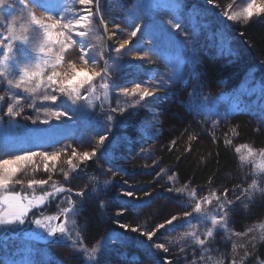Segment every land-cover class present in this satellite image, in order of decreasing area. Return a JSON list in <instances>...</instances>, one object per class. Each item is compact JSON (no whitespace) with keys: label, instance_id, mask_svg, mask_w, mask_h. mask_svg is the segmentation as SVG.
Wrapping results in <instances>:
<instances>
[{"label":"rangeland","instance_id":"1","mask_svg":"<svg viewBox=\"0 0 264 264\" xmlns=\"http://www.w3.org/2000/svg\"><path fill=\"white\" fill-rule=\"evenodd\" d=\"M62 2L65 7L71 8L74 11H79L81 15L85 14V6L75 3V0H62ZM246 2L247 0H237L235 7H229L230 5H233V0H222V2L217 3L219 4V7L217 8L214 5L207 4L206 0H100L101 14L100 16L94 17L93 21L95 30L85 39L84 42L93 45L96 53L105 52L111 53V55L114 56L115 48L119 45L111 44L107 37L109 32L108 28L110 27L109 24L114 26L120 24L122 28H125L127 27L132 14H150L152 19L147 20V22L152 25L150 33L148 35H145L143 32L138 33V37L133 38V40L130 41L129 46H126L131 47L132 51L127 52L124 59L128 61L134 60V57L137 54V45L140 46L141 51H151L153 44H157L160 46L159 54L152 55L150 62L143 63V66L140 68L134 66L125 67L123 71L128 70L130 72L123 73L122 71L119 74V80L117 81L121 87H132L135 82H140L144 86H147L145 82L151 77H154L152 81L153 83L161 82L162 78L164 81L167 80V75L169 74L172 65L175 64L182 49L183 35L179 31L172 30L167 24L168 20L178 18L184 31L189 34L194 33V48L190 49L189 53H187L193 57L198 48L197 46L201 41L204 28L210 23L209 21L212 20L213 15H217L216 17L220 18L218 20L227 22V24L231 26V24L235 22L228 21L226 18L222 17L220 13L226 9L229 10V12L237 11L239 8L243 7V4ZM260 2L261 0H257V3ZM194 7L201 10L200 17L197 19L191 17V14H194ZM16 8L17 10L14 11L11 16H16L18 18L14 21V29L15 33L19 35L27 24L25 19L21 17L19 7L16 6ZM91 10L93 12L95 11V0L91 6ZM36 14L37 16H43L44 12L43 10H36ZM55 14L56 13H54V15ZM69 15H71V13H69ZM11 16H9V19H11ZM101 18L104 21L103 24L100 23ZM0 23L5 24V27H0V33H4L6 31V21L3 16H0ZM217 25L218 22L214 23V26L211 28L212 31L214 29L217 30ZM105 27L107 29L106 31ZM132 27H134V24ZM84 30L85 29L83 28L76 29V31ZM128 30L130 31V28ZM112 31H115L117 38L120 41L127 38L126 32L118 31L115 27ZM217 34H219V30ZM73 38L77 41L81 39L76 36ZM16 45L17 49H20L21 45L19 41L16 42ZM24 50L28 51L27 48ZM76 51L78 53L79 49L77 48ZM17 55L21 59L23 58L19 51L17 52ZM75 58L76 54L73 55V59ZM108 58V55L105 54V59ZM100 63L102 66L103 61ZM135 63L139 62L136 61ZM187 64L188 62H185L181 67H186ZM18 66L19 65H17V67ZM77 66L84 67L82 64H78ZM185 67L182 72H184ZM113 78H115V74H113ZM96 83L99 99L94 100V108L89 109L91 116L86 117L79 112H74L70 113L72 115L71 120H68L67 118H62L60 121L53 119L48 125L40 123L34 125L31 123V120L26 119L25 117L35 118L39 116L40 119H45L46 117L43 112L37 113L34 108L27 107L28 103H33V100L28 98L21 101V106L23 107L21 116L17 117L15 122L9 124V126L2 131V133L5 132V134L3 136L0 135V143L7 141L16 144L20 148H32V150H35L33 147V144L35 143L34 138L39 137L44 140L57 141L52 147H48L47 144L43 145V149L47 151L71 145L76 148L78 152H91V149L96 147L99 136L103 135L107 128L106 124L99 126V122L106 120V116L109 114V106L116 107L119 105V107H127L131 103V98L120 96L119 99H117L115 94H110L109 98L105 100L103 89L99 88V83L101 82L97 81ZM183 83L184 80L181 77L174 83H166L165 86L159 88L160 92L157 93L156 96H163L164 98H170L172 96L181 97L185 92V95L188 96L189 90H185ZM6 89V83L0 84V95L5 97V101L0 104V111L6 110L7 103L12 102L8 97ZM12 91L14 94H19L24 97L28 96L27 93L19 90L13 89ZM183 100L186 104L189 103L185 98H183ZM102 103L104 114L95 119V116L97 117L95 108L98 107V112L101 113ZM153 103H156V98H149V102L145 106H149V109L153 110L151 105ZM226 104L227 102H222L219 106H225ZM243 104L244 106H249L247 103ZM35 105L36 107H39L40 101L36 100ZM239 105L243 106L241 102ZM211 106L216 107L217 105L212 104ZM188 107L190 108L191 105H188ZM208 107H210V105ZM248 111L255 114V116H257L258 113L264 114V109L257 106L248 108ZM157 114L158 113L154 114V119L152 121L145 120L144 123L142 122V127L140 129L146 139L144 142L137 143V145L143 147V150L150 151V158L148 159L151 160L150 162H158L154 158L164 147L163 139L160 138L164 133V129L161 126L162 117ZM204 114L207 115V112ZM116 116L117 115H115V117ZM93 136H95L94 139L92 138ZM112 138L118 143L119 138L115 135L112 137L110 131L109 138L106 141L110 143ZM106 141L102 146L103 149L98 150L97 156L92 158L96 164V169L99 172L98 176L94 178L93 175L88 174L83 169L77 170L76 173L72 174L73 178L71 182L65 184L66 187H70L74 190L72 194L73 199L76 198L75 191L80 189L85 190V195L81 197L83 206L81 207L80 215L74 219H76L78 226L81 225L84 228L82 236L86 247H100L102 242L108 241L107 247L102 248L99 254L98 264H164L165 261L169 262V264H213L211 252L207 250L199 252V248L196 247L198 244L196 243L195 237L185 235V233L188 232H194L196 236L204 235L207 228L211 227L210 221H204L202 218L198 219L195 216L189 220L188 218L186 219L183 217L182 214L184 212L177 213V216L180 217V219L173 222L172 225H166L164 229L158 230L150 243L147 241L146 237H141L139 233H132L131 231L125 233L123 229L119 228L117 221L132 226L139 225L146 230H151L156 224L163 223L165 220L170 219L171 216L175 215L172 212L178 204L170 199L169 201H164V199H162V205L159 207L155 206L153 202L150 205H145L146 202L140 203L137 204L138 206L128 208L130 216L126 214L123 215L124 211H122L121 215L117 216V212H120L121 210H115V212H113L112 209H108L115 207L123 209V205L125 207L127 199L132 197H127L124 193L127 191L133 192V189L136 190V183L133 184L135 182L133 179L137 176L134 174L128 177L129 179H127V183L119 181L120 177H118L119 179L116 178V175L122 177L121 174L125 173V165L117 156L108 160L109 157L107 156L105 149L109 144ZM260 153L261 151H255V155L250 157L248 161L244 162V165H246L247 169L250 170V173L252 174L254 173L255 168L264 162L262 161ZM70 154L71 150L69 149L68 155ZM66 159L67 156L62 155L57 161V168L51 173L52 180L58 177V182L65 183L63 171L68 170V165L65 163ZM129 159L138 163L137 160L139 157L133 155ZM158 160L161 161V158ZM85 164L88 165V161H86ZM154 166L158 167L159 165L155 164L152 168H154ZM49 167H51V163L49 164ZM27 173L28 174L24 177L25 179H47L49 175V173L43 171L42 163L40 164V170L36 173H32L31 167L27 169ZM174 174L175 171H166L164 177H173ZM129 180L133 183H129ZM105 181H107V184H105ZM171 181L173 184L170 181L167 182L168 184L175 186V188L172 189V192H174L178 181L176 178ZM257 182L258 188H261L263 182L259 179ZM194 187L195 186L191 184L180 185V188L185 189L183 195L187 199L186 211L188 212H191L192 207H194L195 201L190 195L193 191L196 192V199H201L202 197L210 195L208 189H205L204 187ZM163 192L166 191L163 190ZM29 195L31 194L29 193ZM255 197L263 199L264 191H258L255 194ZM59 200L62 206H66L65 196L63 194L59 196ZM102 203H105L106 206L101 207ZM188 205H191V207ZM164 206L167 207L165 212H168L165 216L162 215ZM203 207L206 208L210 216L217 214V210L213 208V205H204ZM44 208H41L40 210H32L23 226H10L7 229V231H10V234H4V228H0V234L3 233L0 235V264H29V262L30 264H61V262L62 264H86L83 253L75 252L71 246V241L52 242L47 238H32L33 234L37 232L40 233L41 237H44L45 233L43 230L37 229L35 225L30 224L28 221L38 218L41 215H55L58 212V210H55L53 213H49L47 210H43ZM34 211L36 212L35 215L33 214ZM243 226H248L249 228L247 227L248 229L245 231L233 230L231 220L229 219L224 228L227 233H229L228 237L233 254L232 258L237 262L245 256L246 252L249 253L260 241H262L259 237L261 233H264V227H262L264 226V216L260 217L258 221L251 222V224L244 223ZM249 229H251V231H249ZM131 239L137 240L136 247L133 249L127 245L128 240ZM64 243L69 245L66 244L63 246L62 244ZM156 243L164 244L165 247L168 248V251L164 252L163 249H155L154 245ZM188 244L193 247L198 254L189 255L185 253V247L188 246ZM241 245H243V247H241ZM51 248L55 249L54 254L49 253L48 250ZM68 253H70L72 259H67ZM171 253H173V259L170 258ZM160 256L165 257V259L160 261L158 258Z\"/></svg>","mask_w":264,"mask_h":264},{"label":"snow or ice","instance_id":"2","mask_svg":"<svg viewBox=\"0 0 264 264\" xmlns=\"http://www.w3.org/2000/svg\"><path fill=\"white\" fill-rule=\"evenodd\" d=\"M236 2L237 0H233V5L229 7H235ZM75 3L85 6V14L81 15L79 11L65 7L62 0H0V16H3L6 21V31L0 33V84L6 83V91L12 101L7 103L6 110L0 111V120L7 117L8 122L13 123L23 112L21 101L28 98L32 99L33 103H28L27 107L34 108L37 113L43 112L46 117L45 119H40L39 116L35 118L25 117L31 120L34 125L37 123L48 125L53 119L57 121L62 118L71 120L72 115L70 113L74 112H79L83 116H91L89 109L94 108V100L99 99L97 81L101 82L99 88L103 89L105 100L109 98L110 94H115L117 99L120 96L131 98V103L127 107L109 106V114H107L106 120L99 122L106 124L107 128L104 134L99 136L96 147H93L91 152H78L71 145L47 151L43 149V145L47 144L48 147H52L57 141L44 140L39 137L34 138L33 147L35 150L20 148L16 144L7 141L0 143V228L7 231L10 226H23L32 210L46 207L50 201L63 194L66 206L58 207L57 214L41 215L28 221L45 233V236L41 237L40 233L37 232L33 234L32 238H47L52 242L71 241L74 251L83 253L86 264H98L99 254L102 248L107 247L108 241L102 242L100 247H86L81 235L83 228L78 226L76 219H74L80 215L82 203L79 199H73L74 190L66 187L65 184L71 182L72 174L76 173L81 165L97 156L98 150L109 138L115 115H124L128 111H134L145 106L149 102V98L154 99L156 97L160 87L165 86L166 83H174L180 78L182 64L192 60L191 55L187 53L194 48V33L189 34L184 31L178 18L168 20L167 24L172 30L182 33L183 43L180 55L177 57L175 64L172 65L167 80L164 81L162 78L161 82L153 83L154 77H151L145 82L147 86L135 82L132 87H121L117 81L119 80V74L125 67L140 68L143 63L150 62L152 55L159 54L160 46L157 44H153L151 51H141L140 46L137 45V54L134 60L124 59L125 54L132 51L131 47H126L129 46L130 41L138 37V33L143 32L145 35L150 33L152 25L147 20L152 19L151 15L134 13L130 16L127 27L122 28L120 24L115 26L116 30L126 32L127 38L115 48V55L112 56L111 53H96L93 45L84 42L95 30L93 21L94 17L101 14L100 0H95L94 12L91 10L94 0H75ZM206 3L219 7L216 0H206ZM16 6L19 7L21 17L25 19L27 24L19 35L15 33L14 29V21L18 18L11 16L17 10ZM36 10H43L44 15L37 16ZM54 13L56 14L54 15ZM220 14L228 21L247 25L254 18L264 17V0H261L260 3H257V0H247L239 10L229 12L226 9ZM9 16H11V19H9ZM100 23H104L102 18ZM133 24L134 27H132ZM0 27H5V24L0 23ZM81 28L85 30L76 31V29ZM74 36L81 39L77 41L73 38ZM17 41L20 42V49H17ZM25 48L28 51H25ZM77 48L79 49L78 53ZM220 48L221 51H231L223 35L220 37ZM18 51L22 54V59L17 55ZM74 54H76L75 59H73ZM105 54L108 55V59H105ZM101 61H103L102 66ZM136 61L139 63H135ZM78 64H82L84 67H78ZM17 65L19 66L17 67ZM113 74H115V78H113ZM13 89L27 93L28 96L14 94ZM262 95H264V90H262ZM36 100L40 101L39 107L35 105ZM4 101L5 97L0 95V102ZM103 114L102 103L101 115ZM215 123L213 122L214 125ZM233 135H236L235 130H233ZM190 139L194 140L196 137L193 136ZM213 139L215 140V137ZM224 143L231 145L232 140L226 139ZM242 148L247 149V153L240 155L239 161L241 164L255 155V150L247 144L237 146L235 152L241 153ZM69 149L71 150L70 155H68ZM186 151H190V149H186ZM62 155L67 156L65 163L68 165V170H61L63 171L65 183L58 185L57 182L52 180L51 173L56 170L57 161ZM260 156L264 161V150H261ZM41 163L43 171L49 173L47 179L24 178L28 174L27 169L29 167H31L34 174L40 170ZM50 163L51 167H49ZM163 171L161 169V172ZM157 175L159 176L160 173ZM253 176L252 183L242 192V195L248 200L252 199L255 191H264V189L258 188L257 182L258 179L264 182V162L255 168ZM172 179L173 177H169L170 181ZM105 184H107V181H105ZM16 186H20L21 190H15ZM49 186L51 191H45L44 189ZM37 189L42 192L41 195H35ZM26 190H31L32 194L29 195ZM168 191L172 192V189L170 188ZM184 191L183 188L175 189L177 194ZM228 192L229 189L225 188L223 199L217 195L216 191H212L210 196L201 199L195 198V191L190 194L195 201L194 207H192L191 212L185 211L183 217L190 220L195 216L198 219L202 218L204 221H210L211 224V227L207 228L203 239L196 236L194 232L185 233V235L194 236L199 246L203 247L206 242H210V238L214 237L215 230L226 227L229 221V213L235 206V202L240 200V197H236V201L228 200ZM84 195V189L75 191V196L78 198ZM124 195L133 197L134 193L127 191ZM144 195L148 196L150 194L145 193ZM213 201L217 203V214L210 216L203 206L212 205ZM104 206H106L105 203H102L101 207ZM188 206L191 207V205ZM122 211L123 209L117 212V216L121 215ZM178 219L180 217L173 215L163 223L156 224L151 230H146L139 225L132 226L127 223H119V221L117 223L125 233L128 231L139 233L141 237H146L150 243L158 230L164 229L166 225H172ZM259 239L264 241V233H261ZM154 248L163 249L164 252L168 251V248L162 243H156ZM247 255L246 252L245 256ZM164 264H169V262L165 261ZM217 264H224V262L219 261ZM233 264H238V262L233 261Z\"/></svg>","mask_w":264,"mask_h":264},{"label":"trees","instance_id":"3","mask_svg":"<svg viewBox=\"0 0 264 264\" xmlns=\"http://www.w3.org/2000/svg\"><path fill=\"white\" fill-rule=\"evenodd\" d=\"M218 2L222 0H216V3ZM200 11L194 7V14H191V17L199 18ZM214 15L213 20L204 28L201 41L194 54L195 57L200 58L195 60V57H192L184 72L180 73V77L184 80L185 90H189L185 99L194 104L195 108L188 107L190 103H185L184 96L170 98L156 96V103L151 104L153 110H150L149 106H143L134 111H128L124 115H117L113 121L111 134L112 137L117 136L119 141L116 143L113 138L110 143L106 141L109 144L105 149L108 160L117 156L124 163L125 173L121 174L122 177L116 175L117 179L120 177L119 181L127 183L128 177L134 174L137 176L133 179L134 183L129 180L131 184L136 183V190L133 189L134 196L127 199L125 207L123 205V215L130 216L128 208L138 206L137 204L140 203L146 202L145 205H150L153 202L159 207L162 205V199L164 201L170 199L178 204L172 212L176 216L177 213L185 212L187 199L183 193L168 192L175 186H172L173 182L169 178L164 177L166 171H175L173 179L176 178L178 181L176 189L180 188V185L191 184L195 186L194 188L208 189L209 194L216 191L217 195L223 199L224 189L227 188L229 189L228 200L236 201V197H240L229 213L233 230L245 231L249 227L243 226L244 223L251 224L264 216V198L255 197L259 190L253 193L251 200L242 195L254 178L246 165L239 161L240 155L247 153V149L242 148L241 153L235 152L237 146L245 144L258 152L264 149V114L258 113L255 116L248 111V108L254 105L264 109V96H262V90H264V17L254 18L247 25L235 22L229 26L227 22L218 20L220 18ZM216 21L220 24L217 30L212 31L211 28ZM218 30L219 34H217ZM221 35L226 38L230 52L221 51ZM125 72L130 71L124 70L123 73ZM222 102H227V104L219 106ZM240 102L243 106L239 105ZM243 103L249 106H244ZM212 104L217 106H211ZM96 108L97 117L95 116V119L102 116L98 112V107ZM205 112L207 115L204 114ZM155 113L162 117L161 126L164 133L160 138L163 139L164 147L159 154H156L154 159L158 162L154 163L148 160L150 151L143 150V147L137 143L144 142L146 139L140 129L142 122L152 121ZM213 122H216L215 125ZM9 124L7 117L0 121V135L5 134L2 131ZM102 125L104 124L99 123V126ZM233 130L236 135H233ZM95 136L92 138L94 139ZM193 136L196 139H190ZM226 139H231L232 144L226 145L224 143ZM133 155L139 157L138 163L129 159ZM159 158L161 161L158 160ZM155 164L159 166L152 168ZM82 169L94 178L98 176L99 172L93 159L88 161V165H81L78 170ZM161 169L164 171L161 172ZM158 173H160L159 176ZM57 178L53 181L59 185L61 182H58L59 178ZM167 181L172 184H168ZM17 188L20 187L15 189ZM259 189H264V182ZM44 190L51 191V187ZM26 191L32 194L31 190ZM35 193V195L42 194L39 189ZM145 193L150 195L145 196ZM75 199L81 200L83 206L81 197ZM212 205L217 210L215 201ZM58 207H62L59 197L50 202L48 212L53 213L58 210ZM108 209H112L113 212L121 210L116 207ZM166 209L167 207L164 206L163 216L168 214L165 212ZM80 227L83 228L81 225ZM228 235L225 229L218 228L215 230L214 237L210 238V242H206L203 247L199 245L196 247L199 248V252L210 251L213 264L219 261H223L224 264H233ZM199 237L203 239L204 235ZM136 242V239H131L128 240L127 245L136 247ZM48 251L54 254L55 249L51 248ZM185 253L198 254L189 244L185 247ZM158 258L160 261L165 259L163 256ZM170 258H174L173 253ZM67 259H72L70 253L67 254ZM262 262H264V241H260L238 264H262Z\"/></svg>","mask_w":264,"mask_h":264},{"label":"bare ground","instance_id":"4","mask_svg":"<svg viewBox=\"0 0 264 264\" xmlns=\"http://www.w3.org/2000/svg\"><path fill=\"white\" fill-rule=\"evenodd\" d=\"M213 20V19H212ZM211 20V21H212ZM211 21H209V22H211ZM216 22H218V21H216ZM215 22V23H216ZM219 22H218V25L217 26H219ZM109 28H108V30H109V32H108V35H107V37H108V39L110 40V42H111V44H113V45H120L123 41H120L118 38H117V35H116V33H115V31H112L113 30V28L115 27L114 25H112V24H109ZM112 31V32H111ZM193 57H195V55L193 56ZM200 57H195L194 59L196 60V59H199ZM187 65H189V62H188V64ZM194 65H195V63H194ZM184 67L185 66H183V68L181 67V71L184 69ZM160 92V90H158V93ZM186 93V92H185ZM185 93H183V96H184V98H187V96L185 95ZM185 100H187V99H185ZM190 103V105H191V108H195V106H194V104H192L191 102H189ZM255 106V105H254ZM253 106V107H254ZM131 249H133L134 247L133 246H131V245H128Z\"/></svg>","mask_w":264,"mask_h":264},{"label":"flooded vegetation","instance_id":"5","mask_svg":"<svg viewBox=\"0 0 264 264\" xmlns=\"http://www.w3.org/2000/svg\"><path fill=\"white\" fill-rule=\"evenodd\" d=\"M49 205H50V203L47 205V209L49 208ZM33 213H36V212H33ZM33 215V214H32ZM5 231V233L6 232H9V234H10V231L8 230V231H6V230H4ZM3 233H1L0 235H2ZM67 243H69V242H67ZM61 244V243H60ZM55 248V247H54Z\"/></svg>","mask_w":264,"mask_h":264}]
</instances>
